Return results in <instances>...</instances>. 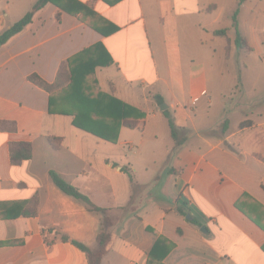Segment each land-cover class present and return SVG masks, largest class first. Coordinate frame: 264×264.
Masks as SVG:
<instances>
[{
	"label": "crops",
	"instance_id": "1",
	"mask_svg": "<svg viewBox=\"0 0 264 264\" xmlns=\"http://www.w3.org/2000/svg\"><path fill=\"white\" fill-rule=\"evenodd\" d=\"M35 1L0 0V32ZM77 1L93 14L49 2L0 45V264H89L72 240L96 248L104 218L110 241L101 264H150L159 237L172 243L163 264H264V115L227 122L223 132L225 112L212 126L194 119L212 109V98L197 105L207 94L204 48L219 43L224 60L241 55L228 20L237 0ZM262 19L264 0L240 4L238 30L252 49L243 52L256 51L236 67L244 82L255 75L264 84ZM79 54L108 61L94 70L96 86L141 110V130L121 126L111 142L59 112L71 109L63 98L68 61ZM59 71L51 98L30 79L52 84ZM256 102L264 106V98ZM162 118L165 141L157 136ZM17 141L30 142L32 154L12 164L9 144ZM50 170L106 212L63 193Z\"/></svg>",
	"mask_w": 264,
	"mask_h": 264
},
{
	"label": "trees",
	"instance_id": "2",
	"mask_svg": "<svg viewBox=\"0 0 264 264\" xmlns=\"http://www.w3.org/2000/svg\"><path fill=\"white\" fill-rule=\"evenodd\" d=\"M53 3L57 5L61 10L68 13L77 14L82 11L90 12L93 14L91 8L77 0H37L32 7L18 20L12 23L9 27L0 32V45L5 43L10 37L20 32L33 17V14L38 9L45 6L47 3ZM244 0H237V6L232 14V27L235 31L234 44L237 49L250 52L251 46L248 44L244 35H242L237 26V14L239 6ZM114 30V28H111ZM227 29H219L214 31L216 35H225ZM100 57L93 58H80V54L73 57L68 61L69 69L67 75L66 93L64 101L71 105L70 110L61 109V113L71 114L73 116L72 123L76 127L83 129L91 134L98 136L104 140L116 142L118 131L121 126L129 128L142 129L144 113L138 108L123 102L122 100L102 92L96 86V81L93 78V73L96 66L106 64L108 61L101 63ZM60 71L57 75V81L49 84L35 75L30 76V79L35 81L38 85L45 88L50 92V98L52 92L60 86L58 79L60 78ZM52 103V101H51ZM50 111L52 109L49 108ZM164 115L167 118L170 128L171 136L175 140L177 145L180 144L179 130L176 127L173 118L166 110ZM227 122L223 121L220 125V131L226 130ZM32 154L31 143L28 141H17L9 144V158L12 164H19L23 160L29 159ZM49 175L52 182L65 194L72 196L78 200L83 201L91 211L106 212L105 208H101L95 205L90 198L82 193L77 187L66 182L57 172L50 170ZM32 201H29L30 203ZM25 204V203H23ZM179 212L183 211L179 208ZM110 223L106 218L101 222V230L97 235L96 248L92 249L87 245L80 243L76 240H72L77 247L87 254L89 264H101L100 260L103 254L106 252L107 244L110 241V232L108 231ZM264 230V224H260ZM67 239L66 236L63 237ZM172 243L166 239L159 237L151 251L149 256L151 258L150 264H163L162 258L167 253ZM264 250V244L262 245Z\"/></svg>",
	"mask_w": 264,
	"mask_h": 264
},
{
	"label": "rangeland",
	"instance_id": "3",
	"mask_svg": "<svg viewBox=\"0 0 264 264\" xmlns=\"http://www.w3.org/2000/svg\"><path fill=\"white\" fill-rule=\"evenodd\" d=\"M232 14V11L228 13V20L230 22H232ZM240 17L241 20L244 17L242 12ZM263 24L264 19L259 22V25L262 26ZM234 32L235 31L233 30V28H231L230 33L232 34ZM230 43V47L234 49L233 43ZM212 53H214V55H212ZM255 53L256 51L249 55L248 53L241 51L240 56L231 55L229 60H224L222 59L223 52L221 50V45L215 42L208 43V45L204 48V53L201 59L206 68L207 94L201 97L197 105H199V107L206 106L207 99L212 98V109L211 113L208 116L202 114L198 117H195L194 119L196 121L204 122L206 125L212 126L213 124L218 122V120L223 116V113L225 112L227 120L225 121L228 122V124L230 123L229 125H232L238 122L239 119L256 120L261 116V114L262 116L264 115V111L260 110L264 107L261 106V104L263 105V103L260 104L259 102H256V104H253V102L255 103V101L264 98L263 81L261 80L262 82H255V79L253 78L255 76L254 75L249 79L248 82H246V80L244 82V75L242 77L239 71H236V67L239 66V62L244 59V56L248 55L252 60H254L256 56ZM219 57L221 58L220 60ZM211 58H216V61L214 60L213 63H208ZM252 60L249 61L250 64H253ZM216 62L218 63L217 65ZM220 72H223V74L220 75ZM234 74L235 76H233ZM247 84L248 86H246ZM249 102L253 105L250 106ZM235 105H239V107H235ZM245 105H247L248 107H246ZM227 108H229L230 110L225 111ZM161 121L164 122H162L163 124L160 123L158 125L157 136L158 140L165 141L168 135V126L164 118H162ZM162 167V163L158 162L156 168L161 169Z\"/></svg>",
	"mask_w": 264,
	"mask_h": 264
},
{
	"label": "water",
	"instance_id": "4",
	"mask_svg": "<svg viewBox=\"0 0 264 264\" xmlns=\"http://www.w3.org/2000/svg\"><path fill=\"white\" fill-rule=\"evenodd\" d=\"M162 108V107H161ZM187 217H189V215H187Z\"/></svg>",
	"mask_w": 264,
	"mask_h": 264
}]
</instances>
